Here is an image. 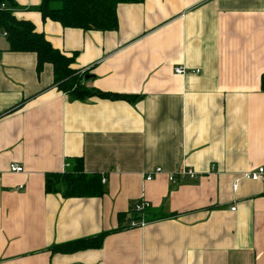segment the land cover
Listing matches in <instances>:
<instances>
[{
    "label": "crops",
    "instance_id": "crops-1",
    "mask_svg": "<svg viewBox=\"0 0 264 264\" xmlns=\"http://www.w3.org/2000/svg\"><path fill=\"white\" fill-rule=\"evenodd\" d=\"M14 2L16 20L75 54L86 86L136 100L72 101L51 65L38 74L36 55L9 52L0 30V264H264V186L239 180L264 165V0L123 4L112 32ZM78 158L105 194H46L44 176ZM182 167L199 178L170 183ZM140 201L150 222L128 228ZM102 234L100 249L52 250Z\"/></svg>",
    "mask_w": 264,
    "mask_h": 264
},
{
    "label": "trees",
    "instance_id": "trees-1",
    "mask_svg": "<svg viewBox=\"0 0 264 264\" xmlns=\"http://www.w3.org/2000/svg\"><path fill=\"white\" fill-rule=\"evenodd\" d=\"M142 2L143 0H40L37 11L43 21L59 23L63 28L79 29L85 32H112L118 28L116 14L118 6L141 4ZM16 9L17 5L14 0H0V30L6 34L8 51L35 54L38 74L44 65H51L54 86L58 92L76 102H86L90 99L124 102L136 100V97L103 93L86 86L93 77L88 75V71L73 68L75 54L66 56L52 48L42 34L35 32L30 22L15 19ZM261 90L264 92V75L261 77ZM70 162V169L64 173H48L44 176L45 193L60 194L66 199L102 197L105 189L101 184V176L86 174L83 169V160L80 158ZM146 217L149 218L148 210ZM105 235L67 243L53 247L52 250L68 254L88 249H100Z\"/></svg>",
    "mask_w": 264,
    "mask_h": 264
},
{
    "label": "built area",
    "instance_id": "built-area-1",
    "mask_svg": "<svg viewBox=\"0 0 264 264\" xmlns=\"http://www.w3.org/2000/svg\"><path fill=\"white\" fill-rule=\"evenodd\" d=\"M1 8H4V6H1ZM6 35V34H4ZM187 73L186 69L183 67H176L174 69V74L175 75H185ZM195 73H198L196 71ZM23 171L22 167L16 164H12L9 166V172L11 173H21ZM163 171L160 168H156L154 171L146 175L145 180L146 181H151L154 176L162 174ZM168 176V181L170 183H177L181 180H191L195 181L199 178L198 173H195L193 170L188 169L186 167L180 168L178 171L175 173H170L167 175ZM245 180V181H250L253 183H260L264 186V165L259 166L255 168L252 171H248L246 173H243L239 175V180ZM101 183H105L104 177L101 178ZM236 189V186H234ZM19 190H22V187L18 188ZM149 209V205L143 201H140L139 203L134 204L130 208V213L133 216V218L128 222V228H142L144 227L150 220L146 217V212ZM234 210V209H232Z\"/></svg>",
    "mask_w": 264,
    "mask_h": 264
}]
</instances>
